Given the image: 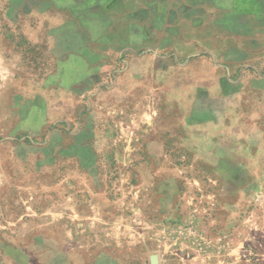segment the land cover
Returning <instances> with one entry per match:
<instances>
[{
    "label": "crops",
    "instance_id": "obj_1",
    "mask_svg": "<svg viewBox=\"0 0 264 264\" xmlns=\"http://www.w3.org/2000/svg\"><path fill=\"white\" fill-rule=\"evenodd\" d=\"M237 2L0 0V264H264L232 217L264 196V11ZM108 162L131 218L48 184Z\"/></svg>",
    "mask_w": 264,
    "mask_h": 264
},
{
    "label": "rangeland",
    "instance_id": "obj_2",
    "mask_svg": "<svg viewBox=\"0 0 264 264\" xmlns=\"http://www.w3.org/2000/svg\"><path fill=\"white\" fill-rule=\"evenodd\" d=\"M233 5H236V7L241 10L264 11V0H239V2ZM15 42H19L18 36L16 37ZM249 102H251V100L248 99L246 102L247 106ZM247 109L251 110L252 106L249 105ZM249 122L252 123L251 120ZM161 134L162 139L166 140L164 142V146L161 147L162 154H174L176 149L168 144L166 137V134L168 135V133L162 131ZM130 170H133V168H130ZM64 175V179H61V177L58 180H56V178L49 179L48 184L51 187L59 185V188H62L63 186L66 190L69 186L75 187L77 211L80 214L84 216L92 214V212H89L87 209L88 195L83 193L81 194V192L87 188H94L96 190V195L94 196L96 203L103 204V206L107 204L106 211L101 208L97 209L98 214L102 212L108 214V216L112 215L115 217L116 214L123 213L129 218L132 217L133 212H119L117 210H112L109 205L110 202H128L129 196H126L125 192H128V188L132 185L136 186L135 181L132 179L125 181L121 180V170L118 164L108 162L98 166H91L88 163H83L81 168L66 165L64 168ZM62 181L63 183L61 184ZM233 183L236 185L235 179H226L225 186L232 187ZM241 184L247 189L252 188V180L242 179ZM241 197L242 200L240 202L239 209L234 211L232 217L237 221L240 220V222L246 221L244 224L248 225L247 227L241 228V234L245 233V235L247 234L250 237L252 236V239H248L245 243H243L241 249L242 252L245 253L246 258L254 263L257 258L264 259V196H258L255 199H252V195H241ZM234 202H236V199ZM191 230V226H186V224H184L182 229L179 228L175 232L169 230L168 233L188 236L193 233H191Z\"/></svg>",
    "mask_w": 264,
    "mask_h": 264
},
{
    "label": "water",
    "instance_id": "obj_3",
    "mask_svg": "<svg viewBox=\"0 0 264 264\" xmlns=\"http://www.w3.org/2000/svg\"><path fill=\"white\" fill-rule=\"evenodd\" d=\"M150 262H151V264H156V257L155 256H152L150 258Z\"/></svg>",
    "mask_w": 264,
    "mask_h": 264
}]
</instances>
